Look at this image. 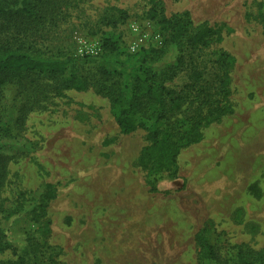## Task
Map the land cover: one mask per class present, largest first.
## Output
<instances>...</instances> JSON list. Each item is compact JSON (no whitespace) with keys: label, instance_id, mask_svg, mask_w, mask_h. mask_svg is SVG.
<instances>
[{"label":"rangeland","instance_id":"rangeland-1","mask_svg":"<svg viewBox=\"0 0 264 264\" xmlns=\"http://www.w3.org/2000/svg\"><path fill=\"white\" fill-rule=\"evenodd\" d=\"M263 2L71 0V12L52 29L45 46L93 59L100 55L102 33L114 36L116 58L88 61L85 68L99 64L122 73L125 83L139 69L135 54L140 48H156L168 38L162 16L189 13L195 26L222 28L224 40L213 50L236 59L234 113L207 127L201 143L182 151L179 179L164 173L152 192L139 165L147 133L123 135L109 99L94 88L50 97L5 87L2 121L10 132L0 136V152L13 161L9 183L0 192L1 227L11 244L29 234L36 245L32 252L29 246V252H0V264L19 257L29 264H237L239 247L264 249ZM187 73L176 83L185 82ZM46 184L57 193L48 235L29 214ZM12 215L14 222L8 219ZM203 228L215 249L212 261L198 257L195 237Z\"/></svg>","mask_w":264,"mask_h":264},{"label":"trees","instance_id":"trees-1","mask_svg":"<svg viewBox=\"0 0 264 264\" xmlns=\"http://www.w3.org/2000/svg\"><path fill=\"white\" fill-rule=\"evenodd\" d=\"M70 1L0 0V136L10 132L2 121L5 87L15 85L20 91L34 89L39 95L50 97L62 96L68 90L80 92L94 88L109 99L115 123L123 135L138 130L147 133L139 165L146 173L150 190H157L158 177L164 173L173 180L179 179L182 151L201 143L207 127L234 113L231 72L236 59L223 49L213 50L224 40L222 28L195 26L189 13L171 18L162 16L159 22L168 31V38L159 48L142 49L135 54L139 69L130 83H125L122 73L110 72L99 64L89 71L85 68L90 66L88 61L97 63L116 58L119 47L114 36L102 33L100 55L93 59L74 57L64 49L54 52L45 46L52 29L71 12ZM118 13L120 19L127 16L124 11ZM260 17L264 23V2ZM111 23L117 24L116 20ZM185 71L188 72L185 82L176 83ZM25 119L22 112L20 123ZM12 161L13 157L0 152V192L9 183ZM56 194L55 187L46 184L28 211L30 221L46 235L51 231L49 208ZM13 217L8 219L14 222L16 217ZM3 220L0 217V252L7 249L29 252L28 246L30 252L35 251L36 243L29 234L19 240L11 239L13 247L8 232L1 227ZM195 240L200 262L212 261L215 249L207 228L201 229ZM12 264L29 263L19 257ZM237 264H264V249L239 247Z\"/></svg>","mask_w":264,"mask_h":264},{"label":"built area","instance_id":"built-area-1","mask_svg":"<svg viewBox=\"0 0 264 264\" xmlns=\"http://www.w3.org/2000/svg\"><path fill=\"white\" fill-rule=\"evenodd\" d=\"M159 37H160V36H159ZM162 43H163V40H161V39H160V41H159V44H158V46H157V47H161ZM153 47H154V46H153ZM157 47H156V48H157ZM149 48H150V46H149ZM140 49H143V47H142V48H140ZM140 49H139V50H140Z\"/></svg>","mask_w":264,"mask_h":264}]
</instances>
